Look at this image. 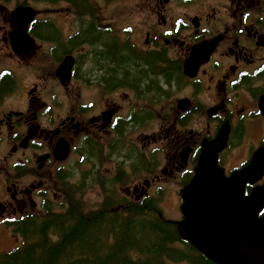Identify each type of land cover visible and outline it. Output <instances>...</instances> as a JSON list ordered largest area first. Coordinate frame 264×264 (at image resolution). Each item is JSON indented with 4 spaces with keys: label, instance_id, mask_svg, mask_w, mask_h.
Wrapping results in <instances>:
<instances>
[{
    "label": "flooded vegetation",
    "instance_id": "obj_1",
    "mask_svg": "<svg viewBox=\"0 0 264 264\" xmlns=\"http://www.w3.org/2000/svg\"><path fill=\"white\" fill-rule=\"evenodd\" d=\"M61 1L68 5L71 15L65 20V29L53 19L38 17L30 25V33L37 45L29 54L20 46L14 18L9 13L4 14L6 6L0 5L2 44L13 57L19 61L32 59L42 49L43 43L47 42V47H52L62 40L64 55L61 62L66 57L73 60L71 80L66 81L67 84L59 78V66L56 69V77L66 92L75 85L80 73H91L94 69L93 73H109L113 77L111 65L116 70L134 69L137 79L144 74L161 76L160 84L153 81L159 84L156 91H162V85L166 88L181 86L184 81L187 87L194 88L196 97L189 98L191 109L178 119L177 123L184 127V131L175 128L173 132L171 143L177 145L176 150L166 152L165 146H156L147 151L132 144L125 145L123 136L136 127L135 120H143L140 115L149 119L153 115L150 111L133 115L132 110L122 112L109 104L102 113L90 118L86 111L92 109L93 104V107H81L80 113L72 110L70 114L61 116L56 113L52 102L43 100L34 104L37 101L33 98L34 93H42L48 86L41 88L37 84L33 88L32 84L22 87L21 108L13 109L12 99L20 93L19 74L2 76L0 70V105L11 100L10 110L0 107V195L9 197L6 201L0 196V228H8L4 231L16 235L28 227L39 226L45 216L63 218L69 215L71 208L62 202V206H57L58 199L64 197L66 200L68 192L73 198L72 191L79 192L83 185L99 179V171L92 169L96 162H102L103 147L95 149L89 142L97 140L95 131L103 130L107 122L108 132L113 137L101 136L100 139L103 138V150L107 151L106 163L112 160L114 172V178L108 180L110 187H115L109 202L112 199L116 201V194L122 191L124 195L120 200L133 202V195L138 194L139 202L145 203L162 194L163 189L154 186L155 182L173 177L177 181L187 180L193 174L200 155H193L200 139L215 137L225 123H231L229 141L234 145L241 144L237 135L242 133V138L251 140L253 148L264 145V112L259 108L264 97V0H86L87 12L85 3L76 5L69 0ZM106 9L113 14L105 16ZM43 31L45 34L40 37L44 39L32 33ZM24 40L30 47V39L24 36ZM192 58L197 68L194 78L185 75L186 63ZM102 82L110 92L123 88H114L108 79ZM129 86L133 91L139 89L135 85ZM202 90H205L202 94L204 101L199 103L206 109L203 113H206L211 130L184 126L187 120L196 119L191 113ZM160 95L152 98L153 103L162 101L164 94ZM137 99L142 104L150 101L148 96L133 95L132 103ZM255 107L252 126H244L241 109L250 112ZM118 115L131 117L129 121L119 119L113 122ZM32 121L36 122L38 130L35 138L27 142ZM259 123L263 125L260 127ZM257 134L256 141H252L251 136ZM75 137L81 142L77 149L74 148ZM62 139L70 144L67 152L58 151ZM27 151L33 156L32 160L25 157ZM166 153H170L168 158ZM73 156L79 159L71 161ZM158 156H162L163 165ZM250 158L236 165L228 164L242 168ZM86 165L89 167H84ZM137 168L141 172L136 175L148 174L151 177L135 178L134 170ZM77 173L79 177L73 182ZM27 177L33 180L23 187L21 181ZM122 184L128 189L116 188ZM56 185L62 190L52 194ZM72 201L76 202L75 199Z\"/></svg>",
    "mask_w": 264,
    "mask_h": 264
},
{
    "label": "rangeland",
    "instance_id": "obj_2",
    "mask_svg": "<svg viewBox=\"0 0 264 264\" xmlns=\"http://www.w3.org/2000/svg\"><path fill=\"white\" fill-rule=\"evenodd\" d=\"M23 2H26L24 3V5H27V2H29V5L34 7L40 13V18L53 19L56 24H58V26L62 29H65V25L67 23L65 20L71 17L67 10L68 5L61 0H0V5H2L3 3V5L6 6V12L4 14H11V12L17 6L23 5ZM112 14L113 11H111L110 9H106L104 11L105 16H109ZM42 28H46V26H43ZM41 34H45V32L43 31ZM61 42L62 40L56 43L54 47L52 46L54 48L53 51L52 47H47L48 43L45 42L43 43L44 46L42 47V49L39 50L32 59L19 61V59L12 56L8 48L3 46L2 34L0 33V70L6 68V70H12L13 74H15L16 72V75H20H18L20 80V93L16 94V96L12 99L13 109L21 108V100L23 99V97L21 96V89L22 87L27 88L31 84V88H33L35 84L41 86V88H45L48 85L42 93H34L33 98L37 100L34 104L36 105L43 100L48 101V103L52 102V105H55L54 109L56 110V113L61 114V116L70 114L72 110L80 113L79 111L81 107L88 106L89 102L94 104V107L92 109L86 111L90 113L88 115V117L90 118H94L96 113H102L109 104L113 105L114 108L120 109L122 112H126L128 109L138 111L140 108H143L144 110L151 111L153 113L151 120L146 125L137 126V128L128 130L127 133L123 136V143L125 145L132 144L141 147L142 149H146L147 151L155 146H165L166 148H168L167 152L176 150L177 145H171V142H173L171 141L173 132L175 128L180 132L184 131V127L181 128L177 123L178 119L181 116L180 113V116L178 115L177 102L182 98L193 99L194 97H196L194 88L187 87L186 83L183 81L181 83V86L177 85L172 88H166L165 85H162L163 92L161 90L156 91V88L161 82V76H153L152 74L145 76L144 74V76H139V78L137 79L135 77L137 72L133 73L134 69H130L128 71L127 69L116 70V68L109 65V68L112 70L110 73H112L113 77H111L109 73L101 75L93 73L94 69L90 71L91 73H80L77 74L78 80L75 81V85L71 86L69 92H66L65 89L61 86L60 80L56 77V69L58 68L62 60V55H64V47L61 45ZM9 67L11 69H9ZM193 68H195V63L192 58L189 64V69ZM78 69L81 70L80 67ZM105 79H108L109 82L113 84L114 88L116 86H123V88H119L114 92H110L105 88L106 84L102 82ZM153 81H158L159 84ZM129 85H135L139 89H135L133 91L129 89ZM137 91L139 97H150L149 104H142V101L140 102L142 98H140V100L137 99L134 103H132L133 95L137 96ZM204 91L197 95V97H199L202 102L204 101L202 96ZM156 94H164V98L162 99V101L157 104L152 102V98L155 97ZM144 98L145 97H143V99ZM10 101L11 100H7L6 102H3L0 107H2L5 111L10 110ZM194 106L195 110L191 113V116L196 119L191 127L195 130H211L208 120L205 117L206 113H203V110H205L206 112V109L203 108V104L196 102ZM140 117L144 120L145 123V115H140ZM108 123L109 122L106 123V126L103 130L95 131L97 140L89 142L90 145H94L95 149H97L98 146L103 147V149L105 147L103 144V138L100 139L101 136H105L107 138L113 137L108 132ZM251 124L253 123H248L249 128ZM259 124L260 127L263 125V123ZM259 134L251 136L253 139L252 141H256L254 139L257 138ZM75 138L76 139L74 145L79 148L81 146L80 139L77 137ZM202 139L203 137L201 138V140ZM201 140L198 144H200ZM249 141L251 140H248V138H242L240 145H238L237 147L232 146V150L227 156V161L229 164L231 163L236 165L239 164L242 160L248 158V152H250V150L248 149ZM103 149L101 153L102 162L98 163L94 159V161L96 162V167L92 169H97L99 171V179L90 182L88 185H83L84 188L79 192L72 191L74 194L73 198L70 192H68L67 199L65 200L64 197L58 199L57 206H62L60 204L62 202L64 205L72 208V200L75 199L76 202L81 205L84 211L98 212L103 208L107 209L105 213H108V217L115 214L122 215L124 213V205L128 204L129 207L132 205L130 201L129 203H126L125 201L123 205L122 202L117 204L109 203L108 199L110 195L115 192V187H110L108 180L114 178V172L112 171V160L106 163L107 151ZM169 154L170 153H166L167 158ZM24 155L26 158L33 159V156L28 151ZM158 158L161 160L160 162L163 165L164 161L162 156H158ZM77 159L79 158L73 156V159L71 161L76 162ZM84 167H89V165H86ZM136 171L137 172H135V175L141 172V170L138 168L136 169ZM77 177H79V173H77V175L75 176V180L72 179V181L76 182ZM134 177L149 179L151 175L147 177L144 175H136ZM32 180L33 178L27 177L21 181V184L23 187H26ZM157 184H169L171 185L172 189H180V183L177 182L176 177L167 180L162 179L159 182H155L153 185L156 186ZM116 188L122 190L128 189L124 184L120 186L116 185ZM172 189L170 188L166 190L164 199H162L161 201V206H163V211L165 212L163 214L167 220L177 221L180 220L182 216L180 210L181 200L180 197L177 196L176 192L172 191ZM61 190L62 189L58 185H56L52 194ZM122 195H124L122 191L116 194L117 202L120 200ZM0 196L1 199H4L6 201L9 200V197L6 195ZM137 197L138 194H136L135 196L133 195V203L140 201L141 198L137 199ZM153 215L160 218V212H158V210L155 211ZM4 229L8 230V228H0V250L5 251L7 249L8 251L15 248L13 247L14 236L13 234L10 235L1 233L2 231H4Z\"/></svg>",
    "mask_w": 264,
    "mask_h": 264
},
{
    "label": "trees",
    "instance_id": "obj_3",
    "mask_svg": "<svg viewBox=\"0 0 264 264\" xmlns=\"http://www.w3.org/2000/svg\"><path fill=\"white\" fill-rule=\"evenodd\" d=\"M69 1L89 9L86 0ZM161 201L125 204L122 215L108 217L105 208L84 211L72 201L69 215L45 216L22 231L21 244L0 252V264H214L181 238L176 225L153 215L161 213Z\"/></svg>",
    "mask_w": 264,
    "mask_h": 264
},
{
    "label": "water",
    "instance_id": "obj_4",
    "mask_svg": "<svg viewBox=\"0 0 264 264\" xmlns=\"http://www.w3.org/2000/svg\"><path fill=\"white\" fill-rule=\"evenodd\" d=\"M34 16L35 11L27 6L16 8L13 17L21 33H25ZM70 68L71 60L67 58L61 66L67 80ZM221 133L222 145H225L227 134ZM214 143L215 140L203 145L196 175L183 191L184 219L174 223L180 234L214 264H264V217H259L264 207V185L254 188L251 195L245 197L246 186L264 176V148L254 154L246 168L226 178L217 165V154L222 147L214 148L210 157L205 155L207 146ZM62 144L58 145V151L67 152V146ZM192 194H202V199L197 201ZM219 198L223 202H218ZM208 207L214 210L209 212ZM219 212L224 213V230L213 220Z\"/></svg>",
    "mask_w": 264,
    "mask_h": 264
},
{
    "label": "bare ground",
    "instance_id": "obj_5",
    "mask_svg": "<svg viewBox=\"0 0 264 264\" xmlns=\"http://www.w3.org/2000/svg\"><path fill=\"white\" fill-rule=\"evenodd\" d=\"M260 108V106H259ZM225 132L227 134V140H226V143L225 145H222V139H223V133L221 132ZM220 134V135H219ZM230 134H231V123L228 122V123H225L222 128L220 129V131L217 133V135L215 137H212V138H209V139H205L203 138L200 142V146L203 147V145L207 142H212L215 140V143L212 144V145H208L207 146V149L205 151V155L206 156H212V150L216 147H222V149L218 152L217 154V165L219 166V168H221L224 172V175L226 178H230L232 176V174L238 172L239 170H241V168L235 166V167H229V164L227 162V153H228V149L229 147H232L234 145V142L231 143L230 140ZM219 135V137H218ZM239 137V139H242V136H243V133L240 134V135H237ZM218 137V138H217ZM201 155H202V152L200 153L199 155V158L197 160V163L196 165L198 166V163H199V160L201 158ZM250 156H248L249 158ZM213 159L215 160V156H213ZM195 173H193L187 180H184V181H177L178 183H180V189H172L171 185H166L164 184V188H163V191H162V194L160 196L161 200L164 199V196H165V193H166V190L168 189H172V191H175L177 196L180 197V200H181V206H180V210H181V219L180 220H177V221H181L184 219V215L182 213V206L184 205V200H183V191L184 189L192 182V180L194 179L195 177ZM192 196H194L196 198L197 201H200L202 199V194H192ZM179 200V201H180ZM218 202H223V200L221 198L217 199ZM161 208H163V206H161ZM207 210L209 212H212L214 210V208L212 207H208ZM161 216L163 217V214H161ZM213 220L214 222L218 225L219 228H221L222 230L225 229V218H224V213L223 212H219L217 214H215L213 216ZM177 221H170L172 222L174 225H176L174 222H177ZM177 226V225H176ZM177 229H178V226H177ZM179 232V230H178ZM180 234V232H179ZM181 238L186 241L187 243H189L194 249H196L199 253H201L204 257H206L209 261L210 259L206 256L205 253H203L202 251H200L198 248H196L188 239L184 238L181 234H180Z\"/></svg>",
    "mask_w": 264,
    "mask_h": 264
}]
</instances>
